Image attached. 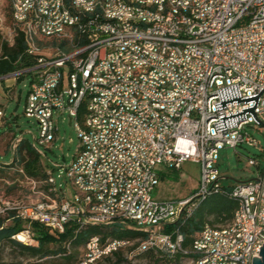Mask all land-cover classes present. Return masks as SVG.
<instances>
[{
	"label": "built area",
	"instance_id": "obj_1",
	"mask_svg": "<svg viewBox=\"0 0 264 264\" xmlns=\"http://www.w3.org/2000/svg\"><path fill=\"white\" fill-rule=\"evenodd\" d=\"M5 1L11 17L21 15L20 0ZM197 1L173 0L177 13H168L165 0H157L160 15H152L150 9L125 0L127 16L100 18L97 12L87 13L86 25L65 26L56 0H41V28L56 26L55 35L63 43L76 40L73 31H80L87 45L66 53H43L26 42L25 29H20L35 61L0 78L30 75L23 112L36 124L34 139L42 158L46 149L40 146H49L56 138V120L70 118L79 144L57 174L60 181L53 175L54 165L46 164L45 190L18 168V185L29 184L26 194L0 197V215L14 211L25 223L12 238L36 244L32 222L57 232L70 224L79 230L84 222L123 224L145 230L142 253L153 250L168 258L191 253L182 247L177 228L165 232L164 227L191 214L202 191L226 189L217 167L219 150L257 146L248 127L264 128V0H211L205 9L195 11ZM32 2L29 22L37 19ZM116 22H124L125 30L116 31ZM6 30V40L12 43L10 28ZM81 51H88L86 65L78 63ZM206 91H217V98L205 100ZM82 104L93 105V112L86 113L89 133L75 127ZM208 112H217L218 132L206 127ZM21 139L16 135L13 145ZM88 139H95V146H88ZM118 159L126 160L123 170H116ZM185 160L200 166L195 191L181 199L153 198L151 191L159 180L156 167L179 169ZM247 164L254 167V177L227 184L238 197V206L244 207L240 237L201 229L195 237L200 254L192 253L190 264H231V257L245 261L259 257L264 243V163L248 157ZM70 172H77L81 186L91 185L93 195L72 191ZM118 185H126L124 198H113ZM114 244H92L77 264Z\"/></svg>",
	"mask_w": 264,
	"mask_h": 264
},
{
	"label": "trees",
	"instance_id": "obj_2",
	"mask_svg": "<svg viewBox=\"0 0 264 264\" xmlns=\"http://www.w3.org/2000/svg\"><path fill=\"white\" fill-rule=\"evenodd\" d=\"M66 2L69 3L70 0H66ZM9 9L10 8H8V10ZM8 15L10 17V11ZM11 22L12 43L3 38L0 33V76L25 69L31 66L35 61L34 56L27 53V46L20 33V28L13 23L12 19ZM22 76L23 74L19 75L18 79L21 80ZM77 118L79 124L83 126L84 114L82 109L79 110ZM6 135L8 137L6 148H10L11 142L16 135L10 131L4 132L0 134V141L3 138L5 139ZM13 165H17V168L21 167L27 176L39 182L40 189L45 190L47 188L48 185L43 184V181L47 178L46 164L39 150L23 137L19 140V143H16L12 161L9 163L0 162V179L6 178V174H8V171ZM17 168L16 171L14 170V179L12 178L13 180H11V184H14L13 186H15L17 182L16 178L21 177ZM1 174H3V176H1ZM225 187L226 189H224V191L211 192L205 198L196 202L197 204H195V208L190 215L187 217L180 216V218L173 223L167 224L164 227V231L169 232L174 227L177 228L183 237L182 247L188 249L204 226L228 222L232 218L237 207V199L229 195V186L225 185ZM24 227L25 223L16 215V212L9 211L5 215H0V245L6 242L12 248L17 249L20 254L24 256V260H26L25 264H42L39 262L56 257L60 259V262L55 264H77L80 258H76L78 249H80L85 241L92 235H98L102 241L112 238L125 239L130 242L133 241L132 246L128 247L130 250L145 236L142 231L131 227H124L123 224H89L79 230H76V227L70 224L66 226L63 232H57L38 222H32L30 228L34 233V238L37 243L28 244L12 238V235ZM125 248L127 247L120 248V250L118 249L113 252L112 255L104 259H116V262H119L122 260L119 256ZM137 255H144L147 262L150 264L166 263L165 259H163L164 256L153 250L136 254L134 257ZM185 256L192 258L193 254L189 253L185 255L177 253L173 258L174 262L178 263L179 259Z\"/></svg>",
	"mask_w": 264,
	"mask_h": 264
},
{
	"label": "rangeland",
	"instance_id": "obj_3",
	"mask_svg": "<svg viewBox=\"0 0 264 264\" xmlns=\"http://www.w3.org/2000/svg\"><path fill=\"white\" fill-rule=\"evenodd\" d=\"M9 11L5 0H0V14H2V21H4V27L0 28V33L3 38L7 39V30L10 28V34L12 37V22L11 15L9 17ZM21 80L18 79V75L10 74L0 78V89L7 91V93L0 94V109L4 113L3 119L7 122L0 127V134L4 132L15 133V135L21 134V136L28 140L31 144L36 143L34 137L37 134L36 124L33 119L27 118L24 115L23 107L25 104L26 94L29 88L30 75L28 73H21ZM7 85V86H5ZM58 130L56 132V138L49 146H40L42 149H46L43 161L45 164L51 166L54 165L53 175L56 181H60L57 177L59 171L65 165L69 163L73 154L76 152L79 139L77 137L76 130L73 126L68 125L67 118L61 122L56 120ZM248 131L252 136L259 141L257 146L242 144L233 148H223L219 150V159L217 167L220 172V182L222 184H232L235 181L247 180L254 177V167L247 164V158H257L264 163V128H255V126L248 127ZM8 143V137L1 142L0 147L5 150L0 154V162L9 161L12 158V151L14 153L15 148L6 149ZM38 149V148H37ZM158 174V183L151 191V196L157 200L161 199H181L188 197L198 187L200 178V166L197 162L192 160H185L182 162L179 169L173 167H165L158 165L156 167ZM6 174V173H4ZM15 173L6 174V180L11 184ZM3 176V174H1ZM5 176V175H4ZM13 178V179H12ZM8 184L0 179V197H17L26 194L29 184L22 183L18 186H12L7 188ZM14 188V189H13ZM224 224V223H222ZM222 224H214L215 226ZM132 245H127L119 257L122 258L119 262L116 259H101L94 264H150L144 255H137L133 258H128L131 255V250L128 248ZM130 250V251H129ZM82 247L78 249L76 258L82 255ZM128 253V254H127ZM127 255V256H126ZM174 258V257H173ZM173 258L163 257L165 259L164 264H190V257L185 256L179 259L178 263L174 262ZM171 261V262H168ZM24 256L20 252L12 248L8 243L3 242L0 245V263L1 264H25ZM60 262V259L51 258L47 261H40L42 264H55Z\"/></svg>",
	"mask_w": 264,
	"mask_h": 264
},
{
	"label": "bare ground",
	"instance_id": "obj_4",
	"mask_svg": "<svg viewBox=\"0 0 264 264\" xmlns=\"http://www.w3.org/2000/svg\"><path fill=\"white\" fill-rule=\"evenodd\" d=\"M9 3H17V0H8ZM73 2L67 3L66 0H56V11L59 14L65 15V26H72L75 22L77 25H86L87 13L97 12L100 18H118L128 15V8L125 6V0H74ZM211 0H198L195 3V11H202L205 9ZM133 4L137 5V8L150 9V14L160 15V7L157 5V0H133ZM182 4H191V0H182ZM165 7L168 13H177V6L173 0H165ZM20 11L21 15L18 17H11L13 23L20 29H25V39L27 43H32L34 50H43V53H51L52 51H58L59 53H66V50H75L82 48L87 45V37L80 35V31H73V38L76 40H70L63 43L61 36H56V26L42 27V21H44V10L41 5V0H33L32 2V15H35L37 19L34 22H29V0H20ZM11 13V9H10ZM41 28V31H40ZM125 23L116 22V31H124ZM55 41V42H53ZM88 60V51H81L78 55L79 65H86ZM217 98V91H206L205 100H213ZM83 111L84 124L81 126L79 121L75 120V127H79L80 133H89V120H86V113L93 112L92 104H82L78 108ZM206 127H210L211 132H218L220 130V120H217V112H208L206 119ZM14 140L11 142V147L15 148L16 144L13 145ZM33 146L38 148L37 143H32ZM88 146H95V139H88ZM126 167L125 159H118L116 162V170H123ZM69 184L72 191H78V195L87 196L93 195V187L91 185H82L77 178V172L69 173ZM224 189L220 188H208L199 194L198 199L195 200L194 204L191 205V213L195 208L196 202L205 198L211 192H222ZM230 196L237 199V207L233 213L232 218L222 225H206L202 230L212 229L217 234H225L230 231V238H239L241 233V223H245L244 207L238 206V197L230 193ZM126 194V185H118L113 191V198H124ZM190 215V214H188ZM89 224H97V222H84L80 223V228L85 227ZM145 234V230L138 229ZM181 235V233H180ZM21 237V236H20ZM122 241V242H121ZM119 242V243H116ZM133 242V241H132ZM123 239H104L103 241L98 235L90 236L85 243L82 245V252L85 253L87 248L92 244H114L110 246L101 254H95L92 258L82 261L80 264H94L97 261L104 259L112 255L113 252L127 245L133 243ZM145 246V236L140 239L137 245L131 250V255L142 253L141 247ZM190 252L193 254H200V246L193 240ZM82 253V255H83ZM231 264H252V259L243 257H231Z\"/></svg>",
	"mask_w": 264,
	"mask_h": 264
},
{
	"label": "crops",
	"instance_id": "obj_5",
	"mask_svg": "<svg viewBox=\"0 0 264 264\" xmlns=\"http://www.w3.org/2000/svg\"><path fill=\"white\" fill-rule=\"evenodd\" d=\"M5 86H7V85H5ZM2 92L5 94V93L8 92V90L4 92V91H2V90L0 89V94H1V95H3ZM3 117H4V115H3V116H0V127L7 123V122L3 119ZM3 140H4V138L0 141V144H1V142H2ZM6 149H9V147L6 148ZM10 149H11V147H10ZM4 150H5V148L3 149L2 147H0V154H2ZM11 150H12V149H11ZM12 158H13V151H12ZM12 158H11L9 161H5V162H6V163L11 162V161H12ZM0 168H1V166H0ZM16 168H17V165H13V166L11 167V169L8 171V174L14 173V170L16 171ZM17 169H18V168H17ZM18 179H19V177L16 178V180H18ZM1 180L4 181L5 184H8V187H7L8 189L11 188V187L14 185V184H9V183H7L8 180H6V179H1ZM225 185H226V184H225ZM16 186H18V182H16L15 187H16ZM13 189H14V188H13Z\"/></svg>",
	"mask_w": 264,
	"mask_h": 264
},
{
	"label": "water",
	"instance_id": "obj_6",
	"mask_svg": "<svg viewBox=\"0 0 264 264\" xmlns=\"http://www.w3.org/2000/svg\"><path fill=\"white\" fill-rule=\"evenodd\" d=\"M68 125H70V118L68 120ZM252 264H264V243L262 246H260L259 257H252Z\"/></svg>",
	"mask_w": 264,
	"mask_h": 264
}]
</instances>
